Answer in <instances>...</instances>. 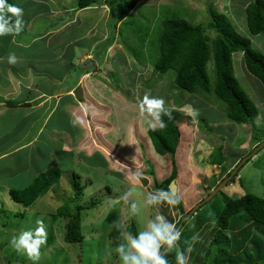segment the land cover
Returning a JSON list of instances; mask_svg holds the SVG:
<instances>
[{"label": "rangeland", "instance_id": "374dc122", "mask_svg": "<svg viewBox=\"0 0 264 264\" xmlns=\"http://www.w3.org/2000/svg\"><path fill=\"white\" fill-rule=\"evenodd\" d=\"M250 1L139 0L135 10L118 23L112 40L114 7L105 4L104 0L82 10H76L77 0H14L15 4L24 9L25 17H33L28 35L30 42L46 26L49 28L69 22L60 33H54L48 40L32 44L29 55L31 58H38L34 63L38 61L37 65L41 69L45 68L46 73L59 74L62 69L70 72L73 70V74L70 73L73 80L79 79L76 85L71 83L70 88L61 87L54 100L50 97L52 101L49 100L47 109L53 111L58 107V112H62L52 118L53 123L56 119L59 121L56 128L60 129L61 124L66 123L65 109L66 104L70 103L75 112L89 122L85 121L83 126H78V131L73 125L68 130L62 126L63 131L58 135L57 131L50 128L49 123L46 129L42 125L40 130L46 132L47 141L42 138L36 146L17 154L22 160L20 158V165H16L25 167L28 164L26 157L29 149L36 148L35 153H42V165L31 164L28 176L23 174V177H14L13 183L19 186L42 174L41 170L60 168L63 173L60 182L42 196V202L37 201L31 210L17 202L12 207L3 206L9 211L7 210L8 214H0V264H120L113 251L117 244L112 229L117 225V220L122 219L128 231L133 226L139 230L157 214L177 223L188 211H192L184 219L188 223L181 229L186 233L181 236L175 251L191 245L189 264L254 263L264 257V227L251 222L242 226V219L247 217L245 211H241L236 221L231 222L235 229L222 230L217 222L219 212L226 205L225 196L232 198L252 193L264 197L263 83L247 70L242 52H235V76L259 110L253 122L238 124L228 118L227 105L214 95L185 92L177 87L174 70L156 77L154 69L163 20L176 14L195 24L206 23L210 6L231 17L237 30L249 36L257 50L264 51V40H261L264 39V34L255 36L247 26L245 6ZM56 9L60 15L55 12L54 15L51 14ZM147 29H150L149 32H145ZM207 34L212 43L215 31L208 30ZM90 44L91 59L86 54ZM93 44L95 45L92 46ZM74 47L79 49L76 53L79 60L75 67L77 70L69 69L68 62H65ZM14 48L19 49L16 46ZM129 48L136 52L138 58L133 57ZM4 50L0 48V53ZM105 51L106 54L103 55ZM26 52L27 50L25 54ZM121 55H125L126 64L119 57ZM60 59L63 64L58 61ZM3 62L8 64L5 60ZM0 65L2 66V62ZM207 67L211 84L214 85L213 60ZM83 72H88L89 75L85 76ZM44 77L46 76L37 78V83L52 87L53 92L54 86ZM102 83L105 85H101ZM28 87L32 89L35 85L30 84ZM70 89L72 90L65 92ZM149 89L153 96L163 92V96H156L165 99L166 107L173 110L180 124L181 142L177 154L181 155H175L178 162L176 182L177 186L182 187L177 194L181 197V202L173 206L162 204L143 208L138 223L131 216L129 206L119 199L120 195L129 188H135V198L142 203L147 192L160 190L155 181L161 182L170 177L173 169L169 154L160 156L154 149L148 136L146 121L149 117L140 112L138 98H142ZM49 95L50 92H45L41 99L47 100L45 96ZM93 96L105 99V105L102 104L99 108ZM189 99L192 100L191 103L187 102ZM192 111L198 112L195 118L189 115ZM17 116L20 114L14 117ZM20 127L22 133H25L26 124H20ZM29 140L28 137L24 139L25 142ZM3 142L9 141L0 140V144ZM220 146L222 155L219 154ZM243 159L246 160L241 164ZM239 161V169L243 167L239 173L237 170L232 185H227L200 205V201L208 197L206 186L211 188L213 181L227 175V171H234L235 163ZM219 163L226 164L220 166ZM223 168L226 169L223 171ZM137 170L143 174L138 180L133 175ZM75 172L81 176L84 193L79 200L73 202ZM181 204L184 212L180 211ZM65 205L72 212L79 205L84 207L81 211L84 235L82 244L65 241L66 218L57 213ZM37 219L46 223L48 242L42 248L39 260L33 262L27 255L16 253L9 246V240L21 230L35 226ZM235 232H240L237 242ZM193 237L198 239L194 240ZM175 258L176 256L171 257L170 264H176Z\"/></svg>", "mask_w": 264, "mask_h": 264}, {"label": "trees", "instance_id": "16d2710c", "mask_svg": "<svg viewBox=\"0 0 264 264\" xmlns=\"http://www.w3.org/2000/svg\"><path fill=\"white\" fill-rule=\"evenodd\" d=\"M99 1L102 0H77L78 9L76 10L92 7ZM138 1L104 0L105 4L114 7L112 17L114 33L111 39L115 38V28L118 23L126 19L135 10ZM9 3L15 2L14 0H9ZM208 12L209 19L206 23L195 24L176 14L163 20L162 30L158 37V57L155 61L157 75L166 74L168 71L174 70L176 72L175 83L180 89L186 90L189 93L205 94L213 90V95L228 106L229 119L238 124L253 122L258 116L259 110L235 76L233 54L235 52H243L244 64L247 70L264 85V53L253 46L250 37L237 30L236 25L225 13L213 10L211 6L208 8ZM245 12L247 26L251 34L255 36L264 34V0H251L245 6ZM148 30L150 29H147L145 32H149ZM208 30H214L216 33L212 43L209 42L211 37L207 34ZM143 36L146 37L144 34ZM129 50L134 58H138L136 52L131 48ZM211 60L214 62V86L211 85V77L207 67ZM80 99H83L82 96H80ZM162 119L166 122V128L157 131L149 129L148 134L156 152L160 155L169 154L171 157L173 169L170 177L161 182L158 180L155 181L158 189H168L171 181L178 176V164L175 154L177 153V148L181 140V132L178 126V118L173 111L171 118L163 116ZM258 143H261V141ZM221 149L222 147L220 146L219 150ZM219 154H223L222 150L221 152L219 151ZM219 165L223 166L224 164L219 163ZM62 173L63 170L60 168H50L37 176L25 188L12 189L11 197L15 202L21 203L25 208H31L53 186L60 182ZM152 174H154V171ZM230 174L228 173L227 175ZM80 179V174L75 172V196L72 199L73 202L79 200L84 193V187ZM234 179L235 177L232 178V180ZM215 181H213L211 188H206V192L212 191L216 187L218 181ZM225 199L226 205L219 212L220 214L218 213L219 216L217 218L218 227L222 230L228 228L235 229L231 222L236 221V217L241 211L247 213L246 219H242V222L244 221L243 224L241 223L242 226L245 227L247 223L249 224L251 222L257 226L264 227V197L246 193L242 196H233L232 198L225 196ZM91 204L93 205L94 203ZM179 208L181 212H184L182 204ZM82 209H84L83 205L77 206L73 212L68 205L58 209V215L66 218L65 241L67 243L82 244L84 241L81 228ZM189 213H184L183 217L176 223L177 227H179L181 222H183L180 230L183 225L188 223L184 219ZM193 216L194 214L191 217ZM242 218L245 217L243 216ZM136 231H138L137 228L133 226L131 232L135 233ZM112 232L115 235L116 244L118 245L120 243L119 227L115 225ZM181 233V236H183L186 231L183 230ZM239 233L235 232L234 238L236 242ZM183 248L185 249V246ZM176 254L177 251H175V248L165 252L170 263L172 261L171 257L176 256ZM242 264H264V257L254 263Z\"/></svg>", "mask_w": 264, "mask_h": 264}, {"label": "crops", "instance_id": "0c3cea01", "mask_svg": "<svg viewBox=\"0 0 264 264\" xmlns=\"http://www.w3.org/2000/svg\"><path fill=\"white\" fill-rule=\"evenodd\" d=\"M54 12L56 15H60V13L57 12V9L55 11H52L51 14L54 15ZM32 19L33 17L31 18L24 16V21H25L24 30L19 35L15 36V38H13L12 36L0 37V48L5 49L3 52L0 53V62H2V66L0 65L1 67L0 68V140L5 139L9 141L0 144V214H8L9 209L7 208L8 210L7 211L3 206L7 205L8 207L9 206L12 207L16 203L11 197V190L15 189L14 187H17L19 189L25 188V186H28V184H30L34 180L31 178L32 181L30 180L26 184L23 183L19 186V184L13 183L14 177L16 176L23 177V174L28 176V174H30L29 167H32L31 164L35 166L42 165L40 159L42 153L40 154L35 153L36 148L29 149L27 155L28 157H26L28 158V164L25 167L19 166L22 158L19 157L17 154H20L22 151H25L28 148L36 146L38 141H40V139L42 140V138L43 140L45 139L47 141L46 132H42V130H40L42 125H44V128L46 129L49 123L50 128L57 131L56 134L58 135L60 132L63 131V129H61L62 126L65 127L66 130L72 128L73 127L71 123V120L73 118L72 114L75 113L76 115H78V112H75L74 106L71 103L66 104V109H65V111L67 112V114L65 115L66 123L61 124L60 129L56 128L57 123L59 121L58 119H56V121L53 123L52 118L55 117L56 114H60L62 112L61 111L58 112L57 110L58 107L56 108V110L54 108L53 111H49L47 109L49 107L48 102L49 100H51V98L52 100H54L57 97L56 95L58 94V91L61 89V87L63 88L64 86H68V88H70L69 85L71 83L73 84V86L76 85L79 79L78 80L76 79L75 81L73 80V77L70 74L72 73L73 70L70 72L68 70L62 69L59 72V74L52 72L46 73L47 71H45V68L41 69L40 68L41 66L37 65L38 61L34 63V60H38V58L37 57L31 58L29 55L32 44H34L36 41L38 42L40 40H48L51 36H54L53 35L54 33H60L64 28V26L69 22H64L63 25L57 24L49 28H47L46 26L41 31V33L37 34V36L34 37L33 41L30 42L28 40V35L32 28L31 27ZM261 35L262 34H260V36ZM262 37L264 38V35ZM261 40L263 41L264 39ZM94 45L95 44H93L92 46ZM14 46L18 47L19 49H15ZM91 49L92 48L90 44L86 52L87 55H89ZM25 50H27L26 54H25ZM78 50H79L78 47H74L73 49H71L72 53L69 56L70 59L68 57L65 58V62H68L69 69L72 68L74 70H77V68L75 69V67L79 62L76 55V53H78L77 52ZM10 52H15V54L19 57L18 62L14 65L3 62L4 60L8 62L7 56ZM261 52L264 53L263 50ZM104 54H106V51L103 53V55ZM243 56L241 55V58ZM87 57L91 59L90 55ZM119 57L123 59L124 63L126 64L125 55L123 57L122 55ZM58 61H60L61 64H63V60L61 61L60 59ZM79 72L81 71L79 70ZM83 74L85 76L86 74L89 75L88 72H83ZM41 76H46L44 78H47L48 80L51 81L52 85L54 86L53 92H52V87L51 88L45 87L46 84L43 85L37 83L36 79ZM2 83L4 86H2ZM30 84H34L35 87L31 89V87H28ZM103 84L104 83H102L101 85ZM157 88H159L160 90V87ZM71 90L72 89L67 90L65 92ZM35 92L37 93V95ZM45 92H50L49 96H45V98L48 101L41 99L42 98L41 95L44 94ZM156 95L163 96L164 94L163 92H160L159 94H155V96ZM71 96H69L68 98L71 99ZM93 97H95L98 107L102 106V104L105 105L106 103L105 99L100 98L99 96L98 99L100 101H98L96 96ZM82 98L84 100V97ZM86 100L87 99H85V101ZM187 102L191 103L192 100L189 99ZM89 104L91 105V103ZM16 114H20V116H17L18 119L14 117ZM83 118L86 121V123L89 122L87 118L85 117ZM20 124L22 125L26 124L27 129L25 133H22V129L20 130L21 128ZM78 126L79 125H77L75 128L76 131H78ZM34 130H36L35 133H33ZM27 137L30 140L28 142H25L24 139H27ZM190 138L191 137L189 135V139ZM180 155L181 154H179L178 156ZM17 163L19 165H16ZM200 168L202 169V167ZM41 171L45 172L46 170H41ZM12 177L13 180H11ZM181 188L182 187H179V191L181 190ZM41 199L42 197L38 201H41ZM31 208H26V209L31 210ZM0 252H2V248H0Z\"/></svg>", "mask_w": 264, "mask_h": 264}, {"label": "clouds", "instance_id": "9594fccd", "mask_svg": "<svg viewBox=\"0 0 264 264\" xmlns=\"http://www.w3.org/2000/svg\"><path fill=\"white\" fill-rule=\"evenodd\" d=\"M24 23V9L22 7L15 3H9V0H0V37L12 36L13 38H15V36L19 35L24 30ZM18 59L19 57L14 52H10L7 56L9 64H16L18 62ZM155 73V76L158 77L156 69ZM183 91L188 92L186 90ZM208 94L213 95V90ZM138 103L141 114H146L149 117L146 123L147 127L150 130L157 131L166 128V122L162 119V117L168 116L169 118H171L173 110L166 107V101L163 97L153 96L151 94V90L149 89L144 92L142 98H138ZM189 115L195 118L198 115V112L192 111L189 113ZM72 117L73 118L71 120V123L74 127L77 125H84L85 120L82 116H78L73 113ZM179 125L180 124L178 123V126ZM212 153L210 154V156L212 155ZM179 154L176 153V155ZM240 161L235 163L236 166L234 168V171L238 167ZM223 164L225 165L226 163ZM242 167L243 166H241V168ZM241 168L237 169L238 173L241 171ZM232 172L233 171H227V174ZM236 174L237 171L233 177L236 178ZM133 175L138 180L142 177L143 174L139 170H137ZM226 176L228 175H225L221 179L217 180L218 184L215 188H213L212 191H214L220 185V183H222L227 178ZM232 178L228 181L227 185H232V182L234 181L232 180ZM174 180L176 182V179ZM178 189L179 185L177 186V190L174 188V186L170 185L168 189H160L153 192H147L144 196L143 202L141 203L135 198L136 189L129 188L127 191L123 192L120 195L119 199L125 205L129 206V212L131 216L135 217L137 219V222L139 223L143 208L155 207L162 204H167L169 206L178 205L181 202V197L177 194ZM223 189H221V191ZM212 191H205L206 194H208V197ZM203 201L204 199L201 200L200 203H202ZM116 224L120 229V243H118L113 251L118 256L120 264H170L168 258L165 255V252L169 249L177 248L178 241H180L181 239L182 233L180 228L182 225H179L180 227H177L175 222L168 220L164 215L161 214L155 215L154 218L150 219L147 222L146 226H142L135 233L125 229V225L122 219L117 220ZM193 239L196 240L198 239V237H193ZM47 242L48 232L46 223L42 219H37L35 221V226L23 229L18 234L13 235L9 240V246L16 253L27 255L29 259L35 262L39 260L41 256V250L47 245ZM191 252V245H189L184 250L177 251L175 258L176 264H189L188 254H190Z\"/></svg>", "mask_w": 264, "mask_h": 264}, {"label": "water", "instance_id": "95a60500", "mask_svg": "<svg viewBox=\"0 0 264 264\" xmlns=\"http://www.w3.org/2000/svg\"><path fill=\"white\" fill-rule=\"evenodd\" d=\"M245 160L246 159H244L243 160V162L241 163V164H243L244 162H245ZM240 166V165H239ZM239 166L236 168V170L235 171H233L232 173H231V175L229 176V177H227L222 183H220V185L209 195V197H207V199L206 200H204L200 205H202L204 202H206V201H209L212 197H214L219 191H221V189H223V187H225L226 185H227V183H228V181L235 175V173H236V171H237V169L239 168ZM170 185H172V186H174V188L177 190V184H176V182H175V180H173V181H171V183H170ZM169 185V186H170ZM200 205H198V206H200ZM181 225H182V223H181ZM180 225V226H181ZM179 226V227H180Z\"/></svg>", "mask_w": 264, "mask_h": 264}]
</instances>
